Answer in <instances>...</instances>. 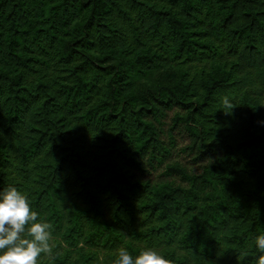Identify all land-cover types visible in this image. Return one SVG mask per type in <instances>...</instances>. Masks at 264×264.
I'll list each match as a JSON object with an SVG mask.
<instances>
[{"label":"trees","instance_id":"obj_1","mask_svg":"<svg viewBox=\"0 0 264 264\" xmlns=\"http://www.w3.org/2000/svg\"><path fill=\"white\" fill-rule=\"evenodd\" d=\"M262 121L264 0H0V192L51 225L37 264H256Z\"/></svg>","mask_w":264,"mask_h":264},{"label":"clouds","instance_id":"obj_2","mask_svg":"<svg viewBox=\"0 0 264 264\" xmlns=\"http://www.w3.org/2000/svg\"><path fill=\"white\" fill-rule=\"evenodd\" d=\"M223 103L229 109L234 107L226 97ZM37 220L38 214L30 210L26 196L15 187L0 192V264H37L42 253H51V225ZM254 243L261 253L256 264H264V234L255 236ZM112 264H170V261L151 248L142 250L135 259L126 248H120Z\"/></svg>","mask_w":264,"mask_h":264}]
</instances>
